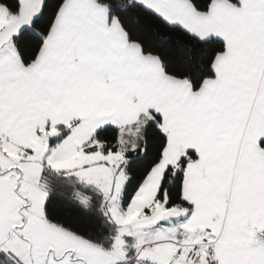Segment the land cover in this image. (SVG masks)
I'll return each mask as SVG.
<instances>
[{
	"label": "snow or ice",
	"instance_id": "obj_1",
	"mask_svg": "<svg viewBox=\"0 0 264 264\" xmlns=\"http://www.w3.org/2000/svg\"><path fill=\"white\" fill-rule=\"evenodd\" d=\"M0 264H264V0H0Z\"/></svg>",
	"mask_w": 264,
	"mask_h": 264
}]
</instances>
